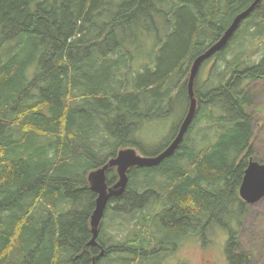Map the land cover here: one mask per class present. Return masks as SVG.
<instances>
[{
  "label": "trees",
  "instance_id": "16d2710c",
  "mask_svg": "<svg viewBox=\"0 0 264 264\" xmlns=\"http://www.w3.org/2000/svg\"><path fill=\"white\" fill-rule=\"evenodd\" d=\"M253 1L0 0V264H92L101 250L96 264H150L215 230L227 237L226 264H250L238 188L252 155L247 85L264 82V42L255 62L233 45L264 39L260 4L203 63L214 60L201 88L195 79L196 115L178 149L130 169L107 205L104 217L130 227L126 239L105 240L101 222L98 246L88 245L87 176L120 150H142L138 132L182 103L151 156L169 145L193 60ZM106 174L113 185L116 171Z\"/></svg>",
  "mask_w": 264,
  "mask_h": 264
},
{
  "label": "rangeland",
  "instance_id": "374dc122",
  "mask_svg": "<svg viewBox=\"0 0 264 264\" xmlns=\"http://www.w3.org/2000/svg\"><path fill=\"white\" fill-rule=\"evenodd\" d=\"M48 1L54 3L59 0ZM259 4L261 6L258 14L264 22V0H261ZM263 42L262 38L255 41L249 40L241 47L233 46L235 52L244 53L245 61L255 62L262 54ZM232 54L233 47L229 49L227 59H231ZM213 63L214 60H211L200 70L199 88L203 86ZM247 91L252 99V108L249 110L252 113L251 131L253 135L250 144L252 153L250 158L264 165V82L248 84ZM183 112V106L180 103L165 121L146 124L137 134V141L142 150L133 148L136 153L140 156L150 157L160 150L169 140L172 130L182 117ZM199 126L203 125L200 123ZM111 214L102 219L104 239L113 241L126 239L130 235V227L126 222H122V219L116 220L113 216L111 217ZM240 231L241 250L251 255L250 264H264V197L255 203L246 204V216ZM213 233L212 236H206L204 233L205 237L200 240L193 239V237L187 238L171 256L161 255L152 260L150 264H226L224 247L227 237L217 230ZM104 261L102 264L108 263V260Z\"/></svg>",
  "mask_w": 264,
  "mask_h": 264
},
{
  "label": "water",
  "instance_id": "95a60500",
  "mask_svg": "<svg viewBox=\"0 0 264 264\" xmlns=\"http://www.w3.org/2000/svg\"><path fill=\"white\" fill-rule=\"evenodd\" d=\"M260 1L261 0H254L247 9L238 13L233 18L230 25L224 30L221 37L193 60L187 82L188 108L175 137L169 145L159 154L151 157L140 156L133 148L120 150L115 157L109 159L102 167L88 174L87 182L89 189L96 195L95 207L89 221L91 233V239L88 243L89 246H98L97 239L106 207L111 200L118 199L125 193L129 180V170L135 167L144 168L158 166L161 162L172 156L178 149L196 115L197 100L194 93V82L203 63L211 59L216 53L222 51L228 45L241 22L254 11ZM111 169L116 171L117 181L113 185L108 186L106 173ZM238 195L246 204L255 203L264 197V165L259 164L251 158L248 160L241 184L238 188ZM102 255L103 251L101 250L99 254L92 259V264H96V261H98Z\"/></svg>",
  "mask_w": 264,
  "mask_h": 264
}]
</instances>
